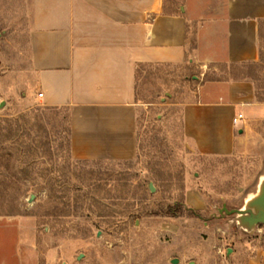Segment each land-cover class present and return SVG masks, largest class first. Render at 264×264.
Segmentation results:
<instances>
[{
	"label": "rangeland",
	"instance_id": "obj_1",
	"mask_svg": "<svg viewBox=\"0 0 264 264\" xmlns=\"http://www.w3.org/2000/svg\"><path fill=\"white\" fill-rule=\"evenodd\" d=\"M29 4L0 0V215L35 226L41 264H226L239 241L264 246V223H243L259 213L264 189V23L256 62L201 68L190 55L195 26L186 63L140 66L137 156L80 160L68 109L26 99ZM242 77L254 83L255 112L240 148L201 155L185 135L183 106L201 80Z\"/></svg>",
	"mask_w": 264,
	"mask_h": 264
},
{
	"label": "crops",
	"instance_id": "obj_2",
	"mask_svg": "<svg viewBox=\"0 0 264 264\" xmlns=\"http://www.w3.org/2000/svg\"><path fill=\"white\" fill-rule=\"evenodd\" d=\"M29 2L32 83L26 99L68 109L71 152L80 160L137 156V70L186 63L195 26L197 47L190 55L201 68L260 56L264 0H180L173 11L167 0ZM195 96L183 106L186 137L201 155H232L245 117L255 112L254 83L246 77L201 80ZM239 113L244 119L235 124ZM226 250V264H264V246L254 241ZM0 264H41L35 226L25 217L0 215ZM178 264L198 263L181 258Z\"/></svg>",
	"mask_w": 264,
	"mask_h": 264
},
{
	"label": "water",
	"instance_id": "obj_3",
	"mask_svg": "<svg viewBox=\"0 0 264 264\" xmlns=\"http://www.w3.org/2000/svg\"><path fill=\"white\" fill-rule=\"evenodd\" d=\"M240 133L242 134L243 130H240ZM253 206L259 209V213L257 215H254L252 212H250L251 216L243 219V223H245L249 227L257 223H264V189L261 196L253 203ZM172 263L178 264L179 259H174Z\"/></svg>",
	"mask_w": 264,
	"mask_h": 264
},
{
	"label": "built area",
	"instance_id": "obj_4",
	"mask_svg": "<svg viewBox=\"0 0 264 264\" xmlns=\"http://www.w3.org/2000/svg\"><path fill=\"white\" fill-rule=\"evenodd\" d=\"M40 96H42V94H40ZM243 119H244V115L242 113H239L237 116H235L233 121L235 124H237L241 122Z\"/></svg>",
	"mask_w": 264,
	"mask_h": 264
}]
</instances>
